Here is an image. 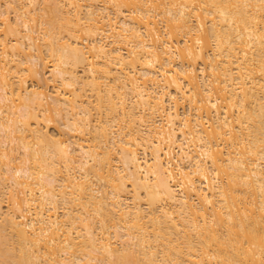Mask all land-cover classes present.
<instances>
[{
    "label": "bare ground",
    "instance_id": "6f19581e",
    "mask_svg": "<svg viewBox=\"0 0 264 264\" xmlns=\"http://www.w3.org/2000/svg\"><path fill=\"white\" fill-rule=\"evenodd\" d=\"M0 264H264V0H0Z\"/></svg>",
    "mask_w": 264,
    "mask_h": 264
},
{
    "label": "rangeland",
    "instance_id": "374dc122",
    "mask_svg": "<svg viewBox=\"0 0 264 264\" xmlns=\"http://www.w3.org/2000/svg\"><path fill=\"white\" fill-rule=\"evenodd\" d=\"M47 59H48V58H47ZM45 75H46V76H49L48 73L45 74ZM31 81H32L31 79L28 80V82H31ZM51 88H52V87H50V88L48 87L47 90L50 89V90H49V92H50V91H52ZM55 117H58V116H55ZM63 119H66V118H63ZM63 121H64V120H62V118H61V119L58 118L55 122H56L57 124H61V126H62V127L66 130V132H67L69 129L63 126V124H62ZM63 128H62V129H63ZM64 129H63V130H64ZM49 131H50L51 133L54 132V134H55V132H57V131H56L54 128H52V127L49 128ZM72 134H74V132L66 133V135H70V136H71ZM78 137H79V136H71V138H78ZM78 139H79V138H78ZM59 212H62V208L59 209Z\"/></svg>",
    "mask_w": 264,
    "mask_h": 264
}]
</instances>
